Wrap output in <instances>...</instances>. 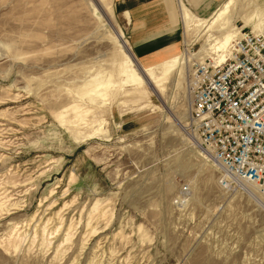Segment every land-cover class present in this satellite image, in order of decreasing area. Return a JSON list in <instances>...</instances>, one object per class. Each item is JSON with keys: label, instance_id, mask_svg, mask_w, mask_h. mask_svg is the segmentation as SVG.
<instances>
[{"label": "rangeland", "instance_id": "obj_1", "mask_svg": "<svg viewBox=\"0 0 264 264\" xmlns=\"http://www.w3.org/2000/svg\"><path fill=\"white\" fill-rule=\"evenodd\" d=\"M95 1L104 15L0 0V264H264V188L224 184L191 121L202 67L228 34H264V0H235L228 25L184 10L157 95L125 73L113 0ZM163 54L134 57L145 73Z\"/></svg>", "mask_w": 264, "mask_h": 264}, {"label": "built area", "instance_id": "obj_2", "mask_svg": "<svg viewBox=\"0 0 264 264\" xmlns=\"http://www.w3.org/2000/svg\"><path fill=\"white\" fill-rule=\"evenodd\" d=\"M239 32L221 64L202 67L191 121L224 184L264 188V34Z\"/></svg>", "mask_w": 264, "mask_h": 264}, {"label": "crops", "instance_id": "obj_3", "mask_svg": "<svg viewBox=\"0 0 264 264\" xmlns=\"http://www.w3.org/2000/svg\"><path fill=\"white\" fill-rule=\"evenodd\" d=\"M224 2L226 0H113L134 56L145 62L164 52L155 62L142 64L148 67L174 57L179 53L175 45L181 41L184 45L187 41L184 10L196 17L208 18Z\"/></svg>", "mask_w": 264, "mask_h": 264}, {"label": "bare ground", "instance_id": "obj_4", "mask_svg": "<svg viewBox=\"0 0 264 264\" xmlns=\"http://www.w3.org/2000/svg\"><path fill=\"white\" fill-rule=\"evenodd\" d=\"M234 1L235 0H228V1L224 2L220 6V8L217 9V12L212 14L213 17H211L212 15L208 17V19L209 18H213V23L212 24H215L217 22H221V25H225V24L228 25L227 17H228V15L230 13V7L234 3ZM94 3L96 4L98 10H100V13L102 15H104L101 7L97 4V2L95 0H94ZM254 12H255V14H254L255 18H260L262 16V14H263V12H261L260 9H257ZM257 21H258V19H257ZM184 22H185V25H187V23L189 22V16L188 15H185ZM118 36L120 38V42L122 44V47H123V49L126 52L127 57H128L127 61H126V70L127 71H125V73L129 74V77H131L133 79V82L135 84H144L145 82H143L144 80H143L142 76L140 75V73L138 71L140 69V70H142V72L145 75V77L148 79V81L150 83V86L153 89L152 91L156 94V92L154 91V87L159 92L162 91L164 82L170 76H172L176 72L177 69L180 68V66L182 64L181 55H175L174 57L170 58L169 60H167L166 62H164L161 65L152 66V67L146 68L145 69V73H144L143 67L142 66H141V68L138 67V63L136 62V59H135L134 55H132V53L130 52V50H129L128 46L126 45V43L123 42V39H122L121 35L118 34ZM231 40H232V36H231V34H228L226 36V38H225V42L223 43V45L221 47H225L226 48V46H228V45L231 46L228 49L229 52H228L227 55L225 53L216 55V57H214L215 63L221 64L227 58V56L230 54L232 46H234L235 44H239V40L240 39L238 40V43H235V44L234 43L231 44ZM209 43H210V41H209ZM216 44H218V43H215V45ZM208 46H211V44L208 45V43H207V45H205V47H208ZM187 61L188 60L186 58L185 61H184L185 64H187Z\"/></svg>", "mask_w": 264, "mask_h": 264}, {"label": "water", "instance_id": "obj_5", "mask_svg": "<svg viewBox=\"0 0 264 264\" xmlns=\"http://www.w3.org/2000/svg\"><path fill=\"white\" fill-rule=\"evenodd\" d=\"M138 71H139V73L141 74L143 80L149 85V88H151V90H153L152 87L150 86V83H149L148 79H147V78L145 77V75L143 74L142 70L139 69Z\"/></svg>", "mask_w": 264, "mask_h": 264}]
</instances>
